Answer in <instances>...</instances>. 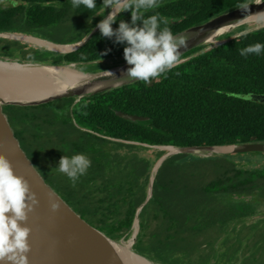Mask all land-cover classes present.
Masks as SVG:
<instances>
[{
  "label": "trees",
  "instance_id": "trees-1",
  "mask_svg": "<svg viewBox=\"0 0 264 264\" xmlns=\"http://www.w3.org/2000/svg\"><path fill=\"white\" fill-rule=\"evenodd\" d=\"M116 1L0 0V32L27 33L57 43L79 41ZM226 1L130 0L72 52L56 53L12 40L7 47L23 49L20 62L118 58L206 21L221 12ZM243 1L235 0L234 6ZM57 25L76 34L46 36ZM84 25L89 27L75 30ZM204 48L206 44L195 47L174 59L183 60L135 82L85 96L71 112L74 98L3 106L25 153L71 162L62 169L54 164L50 172L41 169L45 181L83 219L113 239L131 233L152 167L165 152L151 145L264 142V101L250 98L264 96V26ZM0 56L16 58L9 52ZM98 68L81 65L85 71ZM55 106L64 110L57 113ZM117 111L145 120L125 119ZM31 126L39 136L33 137L32 147ZM149 149L152 154L142 153ZM233 155L168 156L138 212L134 249L158 264H264V164L238 168ZM257 215L261 217L255 219ZM152 220H157L153 226ZM245 227L247 236L240 234Z\"/></svg>",
  "mask_w": 264,
  "mask_h": 264
},
{
  "label": "water",
  "instance_id": "water-1",
  "mask_svg": "<svg viewBox=\"0 0 264 264\" xmlns=\"http://www.w3.org/2000/svg\"><path fill=\"white\" fill-rule=\"evenodd\" d=\"M128 1L130 0L116 1L105 16L79 41L57 43L40 36L17 32H0V38L17 41L25 45L29 44L36 49L63 54L69 53L80 48L101 28L113 20ZM260 13H264V0H251L215 15L204 22L184 28L135 54L110 58L114 60L113 65L92 71L81 69V65H99V60L84 63L66 61L49 64L38 61L20 62L18 58L0 56V59H14L18 64L39 66L74 65L79 72L90 75L70 85L68 84L63 90L32 99L2 100L0 98V264H124L113 242L131 240V245L134 244L139 228L138 212L151 196L154 175L168 156L177 153H190L207 157L227 153L264 152V142L257 141L230 145H151L152 147H159L160 150H165V152L152 167L146 198L138 206L131 226V234L124 241L120 238L113 239L88 223L46 183L21 148L18 139L14 136L8 117L3 111L4 105L33 106L61 98H74L75 103L85 96H92L135 82L153 72L171 67L181 60H174L175 58L195 47L207 43L214 46L235 36L263 27L264 23L254 22L255 19L247 20L248 17ZM250 22L254 23V26L246 28L250 25ZM236 25L241 26L236 35H232L231 31L226 32ZM222 27L227 28L215 33L217 29ZM18 34L44 40L55 45L74 44V47L60 51L15 37ZM152 48L158 51L142 56L143 53ZM250 98L264 101V96H250ZM117 114L132 121L145 120L144 116L136 114L120 111H117ZM128 142L134 143L133 141ZM143 145L150 146L144 143ZM224 146L231 148L222 152L214 151L217 147ZM130 248L147 259L150 264L156 263L138 253L134 247L130 246Z\"/></svg>",
  "mask_w": 264,
  "mask_h": 264
},
{
  "label": "bare ground",
  "instance_id": "bare-ground-1",
  "mask_svg": "<svg viewBox=\"0 0 264 264\" xmlns=\"http://www.w3.org/2000/svg\"><path fill=\"white\" fill-rule=\"evenodd\" d=\"M264 23V13L250 16L247 20ZM227 27L219 28L215 31L220 32ZM18 37L24 41H29L37 45L46 46L56 50L64 51L74 47V44L55 45L50 42L36 39L23 34ZM157 49H150L142 56L157 52ZM90 75L79 72L74 65L63 64L58 66H39L32 64H18L14 59H0V98L2 100H28L44 94H50L63 90L68 84L77 80H82ZM231 147H217L215 152L229 150ZM113 245L124 262L129 259L133 264H150V262L131 248V240L126 242H113Z\"/></svg>",
  "mask_w": 264,
  "mask_h": 264
},
{
  "label": "rangeland",
  "instance_id": "rangeland-1",
  "mask_svg": "<svg viewBox=\"0 0 264 264\" xmlns=\"http://www.w3.org/2000/svg\"><path fill=\"white\" fill-rule=\"evenodd\" d=\"M132 1V0H131ZM142 1H144V0H142ZM249 2V1H251V0H244L243 2ZM1 2H3V4H6L7 2L6 1H1ZM242 2V3H243ZM245 2V3H246ZM226 3L227 4H225L224 6H223V10L221 11V12H219L218 14H220V13H223V12H226V11H228V10H231V9H233V8H235V7H237V6H234L235 5V0H227L226 1ZM0 5H1V3H0ZM113 5V4H112ZM228 7H230V8H228ZM111 8V7H110ZM109 8V9H110ZM108 9V10H109ZM108 12V11H107ZM217 14V15H218ZM204 22V21H203ZM250 25H248L246 28H250V27H253L254 26V23H249ZM85 27H82V26H80V27H76L75 28V30H77V31H83V30H86L87 29V27H89V26H87V25H84ZM240 25L238 26V25H236V26H234V27H231L228 31H226V32H232L233 34L232 35H236L239 31H240ZM246 28H244V29H246ZM75 30H74V32H75ZM48 32H49V34L48 35H46V36H48V37H50V38H52V39H59V38H65V37H68V36H70V35H72V33H73V30L72 31H70V27H66L65 25H60V26H55L54 28H50V29H48L47 30ZM224 33V32H223ZM73 34H76V33H73ZM47 39V38H46ZM220 39V38H219ZM222 39H224V38H222ZM7 41H11V40H7V39H4V40H2V41H0V53H8L9 52V54H12V56L13 57H16V58H18V57H24V51H22L21 52V50H23V49H21V50H19L17 47H13V46H11V47H7V45H10ZM13 42H16V41H13ZM17 43V42H16ZM27 45V47H31V45H29V44H26ZM211 45V43H207L206 44V48H204V50L205 49H207L208 48V46H210ZM18 46V45H17ZM19 47V46H18ZM10 48V49H9ZM11 49H13L12 50V52H11ZM37 49H39V48H37ZM19 59V58H18ZM181 60H183V59H181ZM180 60V61H181ZM113 63H114V60L113 59H110V58H104V59H101V60H99V65H100V68H104V67H109V66H111V65H113ZM53 106H54V104H52ZM73 117V116H72ZM73 122H74V124L76 125V126H78L77 124H76V121H75V119H74V117H73ZM79 127V126H78ZM81 128L83 129V130H86V128H84V127H82L81 126ZM90 131V130H89ZM155 149H160L159 147H154ZM142 153H145V154H148V155H150V154H152L153 153V150H148V151H144V152H142ZM263 155H264V152H246V153H237V154H235V155H233V156H231L230 158L232 159V160H234L235 162V164L237 165V167L238 168H240V167H245V166H247L246 164H248V165H251V166H260V165H262V164H264V157H263ZM259 156H261V157H259ZM229 158V157H228ZM55 169V166L54 167H52L51 169H50V171H52V170H54ZM258 217H261V215H257L256 216V218H258ZM255 218V219H256ZM251 219H254V218H250V220ZM156 222H157V220H152V226L153 225H155L156 224ZM248 230H249V227H245L243 230H242V232L240 233L241 235H246V232H248ZM131 234V233H130ZM130 234H129V236H130ZM128 236V237H129ZM247 236V235H246ZM251 237V236H250ZM255 239V237H253V238H251V240H254ZM120 240H124V241H126L127 240V238H124V237H121L120 238ZM131 247H133V244L132 245H130ZM244 254H246V252H244ZM255 255H258L259 256V252L258 253H256ZM193 258H196L195 257V255H194V257ZM124 264H133V262L131 261V260H129V259H125L124 260ZM155 264H158V263H155Z\"/></svg>",
  "mask_w": 264,
  "mask_h": 264
},
{
  "label": "flooded vegetation",
  "instance_id": "flooded-vegetation-1",
  "mask_svg": "<svg viewBox=\"0 0 264 264\" xmlns=\"http://www.w3.org/2000/svg\"><path fill=\"white\" fill-rule=\"evenodd\" d=\"M73 104H74V100H73L72 104L69 107V112H71V109H72ZM53 110H55L58 113V112L63 111L64 108L63 107H56ZM80 129H82V128L80 127ZM87 130L89 131L90 129H87L86 128L85 131H87ZM44 132H45V130H42V133H43L44 136L43 137L41 136V137H42L43 140H45L46 137H47V136H45L46 134H44ZM34 136L39 137L38 134H35V132L33 130V126H31V129H30V132H29V140H30V146L31 147L33 146V140L35 139V138H33ZM75 136L77 137V135H75ZM106 137H108V136H106ZM72 138H74V137H72ZM108 138H110V137H108ZM127 142L128 141H126V143ZM133 142L135 143V141H133ZM136 143H138V142H136ZM26 155L32 161L34 167L37 169V171L40 173V175L43 177L44 180H45V177H44L45 171H49V169H51L52 167H54V164H56V166H58L61 169L63 168V166H69L71 164V162L68 159H66V158L61 159V158H58V157L55 158L54 156H46V155H43L42 157H35V155H30L29 156L27 153H26ZM32 158H34V159H32ZM41 169L44 171V173H42Z\"/></svg>",
  "mask_w": 264,
  "mask_h": 264
}]
</instances>
